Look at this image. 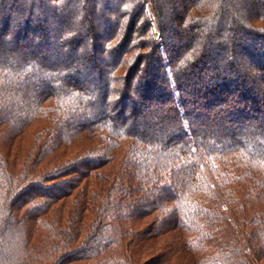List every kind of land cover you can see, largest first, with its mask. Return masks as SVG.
I'll use <instances>...</instances> for the list:
<instances>
[{
	"label": "trees",
	"instance_id": "1",
	"mask_svg": "<svg viewBox=\"0 0 264 264\" xmlns=\"http://www.w3.org/2000/svg\"><path fill=\"white\" fill-rule=\"evenodd\" d=\"M8 42L21 55L0 59V239L21 231L0 264L264 260V0H0V55ZM36 122V154L9 171ZM126 141L127 179L96 173Z\"/></svg>",
	"mask_w": 264,
	"mask_h": 264
},
{
	"label": "rangeland",
	"instance_id": "2",
	"mask_svg": "<svg viewBox=\"0 0 264 264\" xmlns=\"http://www.w3.org/2000/svg\"><path fill=\"white\" fill-rule=\"evenodd\" d=\"M19 11H20V17L24 14V12H26L24 9H19ZM228 14H229L228 15V18H229L230 13H228ZM34 16L35 17H38V10L35 11ZM13 25H15V24H13ZM6 45L1 50L2 55H0V59L6 58L7 60H10V61H17V59L21 55V52L15 50L13 48L8 47V45H10L9 42H8V44L6 43ZM84 46H85V44H84ZM47 48L50 49V51H56V52L57 51H61L60 48H56V46L54 44H48ZM36 56H37V58H39V55H36ZM164 61H165V59H164ZM109 63H108V66H110ZM66 66H68V67L70 66L71 68L76 67L75 64H73V63H71L69 61L66 62ZM144 71H145V68H141V70L138 73V77L137 78H142V76H144V74H145ZM103 79H105V78H103ZM100 83L101 82L94 83L93 85L91 84V87H96L97 89H101V84ZM131 99H132V101L135 100V98H131ZM116 104H117L116 98L114 99L112 97L110 100H108L107 105L105 107L107 108V111L110 112V111L113 110V107ZM125 114L127 115L128 113L126 112ZM130 119L131 118H129L128 122H131ZM135 124H136L137 127H139L137 125L138 123H135ZM41 127H43V126L41 124L39 125L36 122V123H34L31 126V128H30V131L31 132L25 133V135H20L16 139V141L14 142V148L12 149V151H13V153L11 154L12 156H9L8 157V163H9L8 165H10V167H8V170L9 171L16 172L17 170H20V168H23L24 159L27 156V152H25L24 150L27 149V148H31L32 150H34V146L36 145L35 137L37 136V133H39V129ZM129 146H130V142L129 141L122 142L121 143V146H120L121 149H120L118 155H116L115 159L112 161V163L109 166H107L106 168H102V169L98 170L96 173H99V174L101 173V175L104 176V177H106V178L107 177H109L110 179H113L114 178V180H115V177H119L122 182L125 181L127 178H126V175L124 174V170H123L124 167H122V163H123V156L125 155V153L128 150V147ZM2 149H4V148H2ZM37 150L38 149L32 151V153H35V151H37ZM68 151L69 152H68L66 158H70L71 155H73L77 151V149L76 150H72L71 149V150H68ZM32 158H34V157H32ZM63 159H65V158H63ZM48 163H51V157H50V159L48 161H47V158H45L43 161L40 158V161L39 162H37V163L35 162V164H34L35 165V167H34L35 171L33 172L32 178L34 179L37 175L43 174V172H44V174L47 173L46 170H47V164ZM56 163L57 162L54 160V161H52V163L50 165H53V164L55 165ZM2 172H3V170L2 171L0 170V176H1V173ZM30 180L31 179H28L27 182H29ZM0 183H1V180H0ZM43 186H40V188L37 189V190H39L41 192H44V191L47 192V188H46L47 185H44L43 184ZM23 190L24 189H21V190L19 189L18 192L16 191L15 193H12V195H11L10 198H12L13 196H16L17 195V198L14 199V200L16 202H18V204L21 203L22 200H20V199H22L23 196H20V195L22 194V191ZM89 191L91 192L90 189H89ZM49 192L53 194V191L51 189L49 190ZM90 195H93V194L90 193ZM2 203H3V207L1 208V216H0V219H2V213L4 214L6 212V211L4 212V209H5L4 207L8 204V201H6V200L4 201L3 200ZM18 210H20V209H18ZM21 213L24 214L25 211H21ZM22 214H15V216L18 215L19 217H21ZM226 215H227V218L229 220H231V223H233L232 218H231V213L228 211ZM44 218H47V214L44 215ZM1 225H2V220H0V226ZM36 225H37V223H36ZM146 226H147V223L146 224L145 223H142V224L140 223L139 225H137V228L138 229H141V228H145ZM16 228H18V227L16 226ZM16 228L14 227L13 223L11 225H8V234H9L10 237H8V235H7L5 238L0 239V250H2V245H3V247L7 246L8 250H9V252H7V254L4 255V257L5 256L8 257V253L10 254V251H11L12 254H14V247H15L16 244H18V241L15 238L13 239L14 234L16 235L17 232H18V229H19V228L18 229H16ZM231 228L233 230H235L236 233L239 232V229H240V227L234 226V223H233V226L231 225V227H228L227 228L228 229V232H230V234L233 231ZM19 230L21 231V229H19ZM236 230H238V231H236ZM23 232H24V235H25V233H28V232H33L34 233L32 235V239L31 240H30V238H29V240L25 238L27 240V242H30L31 246H34L35 244H39L40 243L41 240H38V238L41 235H43L44 230L41 231V229L39 228V226L38 227H35L34 228V231H31L30 228L29 229H26V227H24L23 228ZM169 235H170L169 237L172 236L171 234H169ZM241 237L242 236H240V238ZM170 240H171V238H170ZM151 244H153L152 245V247H153L152 249H149V248L148 249L147 248L143 249L145 251V253H146L145 254L146 257H149V256L153 255L154 253H160V250H159L160 248L158 249L159 245L157 243H155V242L154 243H151V242H148L147 243V245H151ZM240 244H241L242 247L245 248V243L243 242V239H241ZM163 245H164V243H161L160 244V246H163ZM187 257L190 259V256L189 255H185L184 257H181L182 264H186L187 263V260H188V259H186ZM255 264H258V262H255ZM259 264H264V260L261 263H259Z\"/></svg>",
	"mask_w": 264,
	"mask_h": 264
}]
</instances>
